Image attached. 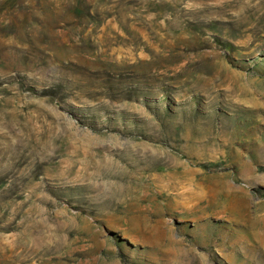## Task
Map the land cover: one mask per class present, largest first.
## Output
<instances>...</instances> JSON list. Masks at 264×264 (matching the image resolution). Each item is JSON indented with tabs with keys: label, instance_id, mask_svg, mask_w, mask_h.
<instances>
[{
	"label": "rangeland",
	"instance_id": "obj_1",
	"mask_svg": "<svg viewBox=\"0 0 264 264\" xmlns=\"http://www.w3.org/2000/svg\"><path fill=\"white\" fill-rule=\"evenodd\" d=\"M0 264H264V0H0Z\"/></svg>",
	"mask_w": 264,
	"mask_h": 264
}]
</instances>
